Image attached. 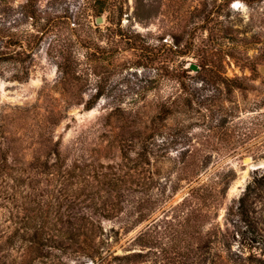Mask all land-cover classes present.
Listing matches in <instances>:
<instances>
[{
  "label": "rangeland",
  "instance_id": "rangeland-1",
  "mask_svg": "<svg viewBox=\"0 0 264 264\" xmlns=\"http://www.w3.org/2000/svg\"><path fill=\"white\" fill-rule=\"evenodd\" d=\"M27 1L0 0L11 35ZM36 6L32 78L0 79V264H264V3ZM79 12L115 51L76 48L61 83Z\"/></svg>",
  "mask_w": 264,
  "mask_h": 264
},
{
  "label": "trees",
  "instance_id": "trees-1",
  "mask_svg": "<svg viewBox=\"0 0 264 264\" xmlns=\"http://www.w3.org/2000/svg\"><path fill=\"white\" fill-rule=\"evenodd\" d=\"M37 0H28L24 5V19L26 28L22 30V34L14 33L11 35V24L4 17V13L0 16V79L5 81H19L21 83L31 80L34 71L35 56L41 50L44 40L48 38L52 28L48 22L43 24L41 17L42 13L36 6ZM250 5L264 3V0H243ZM123 10V8H122ZM3 12V11H2ZM101 15L104 12V7L98 9ZM123 11L120 13L122 16ZM15 27L17 26L14 25ZM93 29L92 27H89ZM88 26L84 22L83 13L79 12L75 16V27L68 29L69 36L60 39L52 47L48 53L56 60L58 69L59 81L61 83L72 80L76 77V70L79 62L75 59V49L83 48L88 51L94 50L95 54L112 53L115 50L107 52L100 44H96L88 34ZM51 46V45H50ZM103 95L102 91L95 95V100L91 99L85 103L87 110L95 108L98 99ZM198 191V189H192ZM247 193L240 198V210L244 211L247 205ZM74 238L75 234L72 235ZM34 239H38V234H35ZM77 238V237H76ZM40 245V243H39ZM43 246V245H41ZM42 250V247H39Z\"/></svg>",
  "mask_w": 264,
  "mask_h": 264
},
{
  "label": "water",
  "instance_id": "water-1",
  "mask_svg": "<svg viewBox=\"0 0 264 264\" xmlns=\"http://www.w3.org/2000/svg\"><path fill=\"white\" fill-rule=\"evenodd\" d=\"M97 23L100 25V24H102V23H104V17L103 16H99L98 18H97ZM195 69H197V68H195ZM245 161L247 162V161H250V159L249 158H247V159H245Z\"/></svg>",
  "mask_w": 264,
  "mask_h": 264
},
{
  "label": "snow or ice",
  "instance_id": "snow-or-ice-1",
  "mask_svg": "<svg viewBox=\"0 0 264 264\" xmlns=\"http://www.w3.org/2000/svg\"><path fill=\"white\" fill-rule=\"evenodd\" d=\"M239 5H237V7H238Z\"/></svg>",
  "mask_w": 264,
  "mask_h": 264
}]
</instances>
